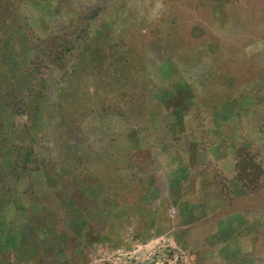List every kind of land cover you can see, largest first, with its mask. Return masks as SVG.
<instances>
[{
	"label": "rangeland",
	"instance_id": "1",
	"mask_svg": "<svg viewBox=\"0 0 264 264\" xmlns=\"http://www.w3.org/2000/svg\"><path fill=\"white\" fill-rule=\"evenodd\" d=\"M0 34V264H264V0H0Z\"/></svg>",
	"mask_w": 264,
	"mask_h": 264
},
{
	"label": "trees",
	"instance_id": "2",
	"mask_svg": "<svg viewBox=\"0 0 264 264\" xmlns=\"http://www.w3.org/2000/svg\"><path fill=\"white\" fill-rule=\"evenodd\" d=\"M2 38H1V34H0V58L2 57L1 56V54L3 53V49H2ZM36 57V56H35ZM18 65H20L19 63H17ZM9 66H12V62L10 61V63L9 62H6L5 61V64H3L2 65V68L3 69H7V70H10L9 69ZM3 79H5V78H3ZM4 81H7V80H4ZM36 81H38L37 83L39 84V85H42V84H45L46 85V80H44V79H38V80H36ZM35 81V82H36ZM6 88V91L7 92H10V91H12V90H14L15 89V87H14V85H12L11 83H9V85L8 86H6L5 87ZM8 105V104H7ZM7 107V106H6ZM1 129V128H0ZM8 204H10V203H8ZM13 213L14 212H12L10 215H11V218L8 220V221H3L2 223H3V228H4V230H3V232L4 231H6V233H7V236H9L11 239H13L12 237L14 236V235H16L17 234V232H18V230H19V226H18V224L20 223V222H18L17 220H16V218L15 217H13ZM13 218V219H12ZM31 218H35V215H32V217ZM23 222V221H22ZM9 231V232H8Z\"/></svg>",
	"mask_w": 264,
	"mask_h": 264
}]
</instances>
